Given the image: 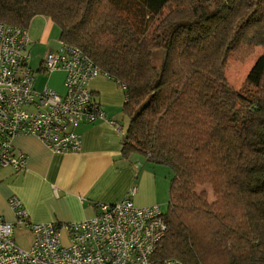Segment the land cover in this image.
I'll use <instances>...</instances> for the list:
<instances>
[{"label": "trees", "instance_id": "obj_1", "mask_svg": "<svg viewBox=\"0 0 264 264\" xmlns=\"http://www.w3.org/2000/svg\"><path fill=\"white\" fill-rule=\"evenodd\" d=\"M115 1L100 16L102 0H0V23L49 18L60 43L124 86L122 157L170 170L167 232L152 256L264 264V0H133L154 23L145 32ZM243 48L262 51L233 91L224 65Z\"/></svg>", "mask_w": 264, "mask_h": 264}, {"label": "built area", "instance_id": "obj_2", "mask_svg": "<svg viewBox=\"0 0 264 264\" xmlns=\"http://www.w3.org/2000/svg\"><path fill=\"white\" fill-rule=\"evenodd\" d=\"M28 47L25 28L0 23V167L14 174L25 168V154L11 144L15 136H33L52 153L61 154L79 150L80 123L103 121L122 130L119 121L93 104L88 82L109 77L79 48L59 42V48L42 60L44 72L64 73L65 93L60 96L48 87L33 88ZM134 192L132 186L121 200L97 204L92 218L64 225L28 222L21 202L11 197L15 222L0 218V264H185L152 256L167 223L158 205L135 206ZM16 225L31 233L27 248L14 241Z\"/></svg>", "mask_w": 264, "mask_h": 264}, {"label": "crops", "instance_id": "obj_3", "mask_svg": "<svg viewBox=\"0 0 264 264\" xmlns=\"http://www.w3.org/2000/svg\"><path fill=\"white\" fill-rule=\"evenodd\" d=\"M29 39L30 62L34 84L44 82V87L63 96L64 73H50L42 69V60L59 48V29L47 17L34 16L26 27ZM93 104L120 121L124 94L112 80L96 77L88 82ZM80 148L76 152L55 154L33 136H15L11 140L15 150L25 154V168L14 174L8 167H0V218L15 222L9 205L11 197L17 198L31 223H57L64 225L90 219L98 213L97 204L121 200L134 186L131 199L135 206L146 207L164 204V184L157 169L146 167L145 158L133 154L121 155V141L126 128L116 131L105 122L80 123ZM18 226V225H16ZM15 226V227H16ZM28 236L24 226L19 225ZM62 240L66 234L61 230ZM20 247V246H19ZM26 247V248H27Z\"/></svg>", "mask_w": 264, "mask_h": 264}, {"label": "rangeland", "instance_id": "obj_4", "mask_svg": "<svg viewBox=\"0 0 264 264\" xmlns=\"http://www.w3.org/2000/svg\"><path fill=\"white\" fill-rule=\"evenodd\" d=\"M133 0H121L119 3V14L127 18L129 21L131 28L135 31H146L151 30L153 28L152 22L146 20L145 22L143 19L139 17L138 6L136 4H130ZM113 0H102L101 6L97 9V12L101 15L108 13L109 11L112 12L113 9H109L108 5L111 4ZM125 2V3H124ZM116 5V1L114 0ZM113 13V12H112ZM149 25V27H147ZM56 26V25H55ZM261 49H255V53L251 56L248 55V52L245 49H240L239 51L231 54L229 59L225 62L224 65V75L227 80V83L231 90L238 91L242 88L243 83L245 81V77L249 72L250 68L254 64L255 58L261 53ZM160 52V51H158ZM157 52V53H158ZM248 55V56H247ZM161 57L154 58L153 63L155 65L160 64ZM44 82L42 80L40 83L37 84L38 89L44 88ZM253 90V89H252ZM122 128H126L128 126V119L121 111V117L119 119ZM146 167H154L157 169V175L159 177V181L163 182L164 184V198L166 199L164 204H161L160 211L162 214L166 213L167 211V202H168V182L170 181V170L168 167L160 164H151L149 162H144ZM199 190H205L207 192V202L212 203L215 201V198L211 192V188L209 186H203ZM23 229L18 225L13 229V238L15 243L20 246L21 248H26L28 245V236L25 234Z\"/></svg>", "mask_w": 264, "mask_h": 264}]
</instances>
